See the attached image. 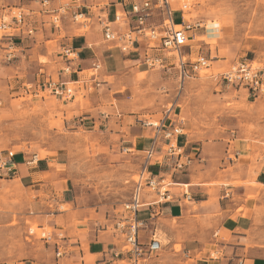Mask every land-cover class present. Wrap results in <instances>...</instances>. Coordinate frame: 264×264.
<instances>
[{
    "label": "rangeland",
    "instance_id": "rangeland-1",
    "mask_svg": "<svg viewBox=\"0 0 264 264\" xmlns=\"http://www.w3.org/2000/svg\"><path fill=\"white\" fill-rule=\"evenodd\" d=\"M168 4L173 22L181 19L201 25L188 38L189 47L180 48L179 56L153 49L156 52L149 57L161 63L149 66L148 73L118 74L106 82L97 79L99 87L76 90L69 101L42 88L46 80L55 81L63 67L55 58L56 42L42 45L32 37L24 40V46L17 39L19 44L13 43L17 52L8 61V41L0 40V148L23 151L35 160L47 158L58 174L52 185L40 191L10 184L0 187V264L73 262L61 246L57 257L55 237L46 242L40 234L64 232L65 239L67 232L70 236L83 233L93 239L98 231L115 238L119 255L103 256L97 264H130L116 224L124 220L123 206L130 201L143 160L108 135L104 124L110 115L156 123L171 109L166 125L187 121L203 141L249 150L251 165L241 169L247 176L244 184L255 187L259 160L264 161V95L251 94L243 85H229L220 75L244 60L264 67V0H168ZM153 11L146 24L159 32L167 12L165 8ZM180 56L186 61L203 58L209 68L181 83ZM92 72L82 76L88 78ZM95 74L98 78V71ZM95 120L98 128L93 131ZM55 160L61 165H54ZM249 199L256 200L251 238L263 246L258 250L264 254V186H256ZM57 229L61 232H54ZM156 237L161 250L146 255L140 264H181L167 255L166 238ZM179 252V246H174L172 253ZM153 257L159 262L146 261Z\"/></svg>",
    "mask_w": 264,
    "mask_h": 264
},
{
    "label": "crops",
    "instance_id": "crops-1",
    "mask_svg": "<svg viewBox=\"0 0 264 264\" xmlns=\"http://www.w3.org/2000/svg\"><path fill=\"white\" fill-rule=\"evenodd\" d=\"M41 1L0 0V14L7 7H18L25 11L28 26L34 29L35 34L21 38L20 42L33 37L35 42L42 45L57 43L58 57L55 58L63 67L56 72V77L63 81L83 80L87 77L82 75L95 64L99 65L97 79L102 82L118 74L149 72L144 60L156 51L149 49L147 40H141L134 48L123 53L117 44L104 41L103 32L105 24L113 33L123 34L133 30L135 20L128 15L132 7L152 0H49L47 7H43ZM64 4H68V8L60 16L58 25H54L52 13ZM77 15L79 17L74 20L73 16ZM116 15L126 17L117 23ZM179 20L173 22L174 25H180ZM80 30L83 32L76 33ZM189 34V38H192V33ZM65 48H72L77 53V61L70 64L72 74L63 77L61 71L65 61L62 50ZM84 119L91 120V117ZM93 124L94 131L98 128L97 121ZM104 126L109 136L118 139L126 150H135L144 160L145 151L153 140L152 128L143 127L135 117L120 115H110ZM173 126L181 129V135L176 138L177 146L193 158V163L182 173L172 176L170 200L159 201L156 193H149L146 188L143 190L141 206L136 213V220L141 223L139 243L146 247L153 234H161L168 242L167 255H174L181 264H264V254L258 250L263 246L251 238L256 222V200L249 199L256 186H264V161L259 160L260 169L253 183L255 187L244 184L247 176L241 168L251 165L252 154L249 150H232L230 144L225 142L203 141L187 121H177ZM167 143L161 136L156 143L154 158L158 162L153 159L149 168L155 176L170 175L173 160L165 157ZM7 152L11 150L0 148V187L10 184L40 191L57 179L58 174L53 172V164L47 158L35 160L36 157L23 151L13 152V157L8 158ZM54 163L61 165L57 160ZM185 193L191 197L190 201L186 200ZM66 195L67 190H64L63 197ZM57 231L61 232L54 230ZM86 237L87 234L70 236L67 232L63 241H57L58 247L61 246L65 255L73 261L64 263L97 264L99 258L108 254L117 258L118 243L106 231H98L93 239ZM176 245L180 248L178 255L172 253ZM146 261L159 262V259L153 257V260Z\"/></svg>",
    "mask_w": 264,
    "mask_h": 264
},
{
    "label": "built area",
    "instance_id": "built-area-1",
    "mask_svg": "<svg viewBox=\"0 0 264 264\" xmlns=\"http://www.w3.org/2000/svg\"><path fill=\"white\" fill-rule=\"evenodd\" d=\"M79 1V0H75ZM145 1L141 6H133L131 13L135 20V28L127 33H113L110 31L109 25L105 24L103 37L107 43H115L121 52H128L134 48L141 40H147L150 50L163 49L169 50L180 55V48L187 45L188 34L194 32L195 29L200 28V24H190L182 21L180 25H174L171 11L169 8L168 0H154ZM41 5L47 7L49 0H42ZM68 8V4L62 5L57 11L52 13V23L55 25L59 23L61 15L65 14ZM166 9L167 19L161 25V29L158 32L157 29L150 27L146 24V21L151 16L153 9ZM127 15V16H128ZM79 17L73 16L74 20ZM126 16L116 15L115 22L120 23ZM34 34V29L28 26L26 21V13L22 8L7 7L3 9L0 14V40L8 41V51L6 52L7 60L10 61L14 58L17 52L16 47L13 45L14 39H21L23 37H31ZM157 43V46L151 43ZM62 57L65 61V67L61 71L63 77L70 76L72 74L71 63L77 61V53L72 48H65L62 50ZM144 63L147 66H151L155 63H161L159 59H151L146 57ZM209 68L208 61L203 58H198L193 61L183 60V57L178 58L177 71L178 77L181 83L198 74L201 70ZM99 69V65H93L91 71L92 74L86 79H77L76 81L61 80L58 76L55 81L52 79L46 80L42 84L44 91L53 95L61 101H69L75 95L76 90H82L89 92L90 90L100 86L97 82V75L95 72ZM222 81L229 85H243L248 88L251 94L264 95V67L256 68L252 62L240 61L232 64L230 68L220 75ZM172 110L169 109L166 112V118L156 123L141 122L143 127H150L153 130V140L151 146L145 151L143 156V166L138 174V180L134 182V191L130 198V201L123 206V222L116 224V230L120 232L124 239L123 251L130 256V264H140L146 255L157 253L161 250V245L153 234L149 244L144 247L138 241V230L141 228V223L136 220V213L141 206L140 196L143 190L146 188L149 193H156L159 201H168L171 198L169 193V187L172 184V176L178 173H182L185 169L189 168L193 163V158L186 155L183 149L179 148L176 144V138L181 135V129L179 126L174 127L171 122L166 125L169 120ZM160 136L167 141L165 145L164 153L165 157L173 160L170 167V175L155 176L149 171L150 162L155 159V147ZM13 152H7L8 158H12ZM158 162V160L155 159ZM186 200L190 201L191 197L188 194H184ZM54 235V236H53ZM61 241L63 239L62 233H41L40 238L46 242ZM57 245V244H56ZM57 257L61 256L59 247L57 248ZM121 253V250H120ZM119 252L117 253V256Z\"/></svg>",
    "mask_w": 264,
    "mask_h": 264
},
{
    "label": "trees",
    "instance_id": "trees-1",
    "mask_svg": "<svg viewBox=\"0 0 264 264\" xmlns=\"http://www.w3.org/2000/svg\"><path fill=\"white\" fill-rule=\"evenodd\" d=\"M16 40H17V39H14L13 42H14L15 44L18 45L19 43H18Z\"/></svg>",
    "mask_w": 264,
    "mask_h": 264
}]
</instances>
